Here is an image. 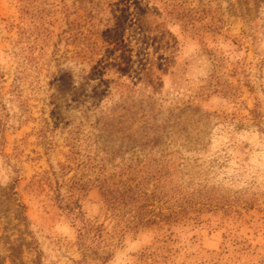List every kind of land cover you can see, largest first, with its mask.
<instances>
[{
  "label": "rangeland",
  "instance_id": "obj_1",
  "mask_svg": "<svg viewBox=\"0 0 264 264\" xmlns=\"http://www.w3.org/2000/svg\"><path fill=\"white\" fill-rule=\"evenodd\" d=\"M0 264H264V0H0Z\"/></svg>",
  "mask_w": 264,
  "mask_h": 264
},
{
  "label": "trees",
  "instance_id": "obj_2",
  "mask_svg": "<svg viewBox=\"0 0 264 264\" xmlns=\"http://www.w3.org/2000/svg\"><path fill=\"white\" fill-rule=\"evenodd\" d=\"M168 7L167 4H164V13L166 17L172 15V12L168 11ZM96 183V187L99 190L107 210L115 214L116 217H120L122 221L121 224H124L126 229L130 228V225L138 228L156 224L155 219H152L150 216L151 212L146 210L147 207L144 204L141 205L142 202L146 204L147 201L139 197V195L143 194L142 192L137 191L138 193L136 194V191L129 185H126V183H122L121 186H119L110 179L98 180ZM56 200L61 210L66 212L72 219L81 237L86 226L84 225L85 220L80 204L78 202L70 204L63 200L60 195L57 196ZM126 215H129V217L126 218ZM90 231L95 232V237H100V230L91 228L87 233Z\"/></svg>",
  "mask_w": 264,
  "mask_h": 264
}]
</instances>
